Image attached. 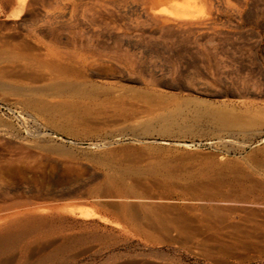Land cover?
Segmentation results:
<instances>
[{
  "label": "rangeland",
  "instance_id": "374dc122",
  "mask_svg": "<svg viewBox=\"0 0 264 264\" xmlns=\"http://www.w3.org/2000/svg\"><path fill=\"white\" fill-rule=\"evenodd\" d=\"M0 264H264V0H0Z\"/></svg>",
  "mask_w": 264,
  "mask_h": 264
},
{
  "label": "bare ground",
  "instance_id": "6f19581e",
  "mask_svg": "<svg viewBox=\"0 0 264 264\" xmlns=\"http://www.w3.org/2000/svg\"><path fill=\"white\" fill-rule=\"evenodd\" d=\"M60 58V57H59ZM62 59H63V57H61ZM60 58V59H61ZM65 58V57H64ZM73 60H74V58H72ZM66 60V59H65ZM78 60H80V59H78ZM77 60V62H75V63H78L77 65H78V68H82V70H83V75L81 74V72H79L77 75H81L82 77H84V71H85V69L86 68H88L89 67V65L88 64H90V63H88V62H86L85 60H80V61H78ZM60 61V60H59ZM88 61V60H87ZM71 62H69V60L68 61H65V63H57V64H55V63H53V72H52V76L53 77H55V78H57V77H65V76H67L68 74H70L71 72L70 71H72L73 69V65L71 64ZM75 66V65H74ZM80 66V67H79ZM76 67V66H75ZM77 68V69H78ZM80 68V69H81ZM79 69V70H80ZM82 70H80V71H82ZM74 72V71H73ZM76 75V76H77ZM75 76V77H76ZM78 77V76H77ZM66 78V77H65ZM84 79V78H83ZM221 114V113H220ZM223 115V114H222ZM219 116V115H218ZM216 116V118H219L218 120H220V122H221V124H223V125H228V124H232L233 122H234V120H232L231 121V118H230V120H228V118L226 119L224 116ZM236 119V118H235ZM239 121V120H238ZM258 143V142H257ZM209 198H211V197H209Z\"/></svg>",
  "mask_w": 264,
  "mask_h": 264
}]
</instances>
